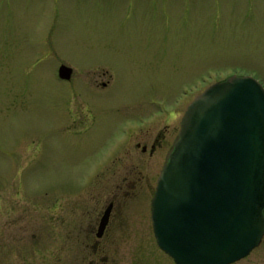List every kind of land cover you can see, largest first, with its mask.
<instances>
[{
  "label": "rangeland",
  "instance_id": "1",
  "mask_svg": "<svg viewBox=\"0 0 264 264\" xmlns=\"http://www.w3.org/2000/svg\"><path fill=\"white\" fill-rule=\"evenodd\" d=\"M231 76L264 88V0H0V264H87L112 201L108 264H174L150 216L163 159L125 140Z\"/></svg>",
  "mask_w": 264,
  "mask_h": 264
},
{
  "label": "water",
  "instance_id": "2",
  "mask_svg": "<svg viewBox=\"0 0 264 264\" xmlns=\"http://www.w3.org/2000/svg\"><path fill=\"white\" fill-rule=\"evenodd\" d=\"M72 69L60 66L69 81ZM111 205L97 230L101 238ZM157 247L174 264H233L264 235V88L231 76L197 96L150 202Z\"/></svg>",
  "mask_w": 264,
  "mask_h": 264
},
{
  "label": "flooded vegetation",
  "instance_id": "3",
  "mask_svg": "<svg viewBox=\"0 0 264 264\" xmlns=\"http://www.w3.org/2000/svg\"><path fill=\"white\" fill-rule=\"evenodd\" d=\"M73 75V73H72ZM71 75V78H72ZM102 77H105V73L101 75H96V78L94 79H87L84 82V87L86 88L85 90L91 94L94 97H97L100 95V93L104 90H106L109 86L108 81H104ZM68 81L69 83H72L73 81L71 80ZM83 107L80 108L81 113L83 112L84 117H85V110L87 113L91 112V106H93V102L90 100L84 101L83 102ZM85 110H84V109ZM186 112V105L184 102H181L178 106V109L176 111H172L168 114H166L164 117H162L160 120L156 121L154 124L156 126H162L156 133L151 135V132L154 131V129L151 127L147 129L145 132L139 131L138 133H131L128 138L125 141H129L130 138H132L135 134H137V141L135 143V149L136 151L140 152V155L144 157L143 160V165H146L147 167L152 166L156 163H154L152 160L156 158H160L163 162L161 165L162 167L165 164L166 157L168 153L170 152L174 142L177 139V136L180 131V124L181 120ZM74 113L71 112L69 113L70 117V122H69V131L74 130L71 128L74 126L76 120L74 119ZM174 122L175 126L171 128L170 123ZM154 125V126H155ZM150 132V133H149ZM146 133V134H145ZM119 147V146H118ZM116 148H114L115 150ZM109 151L108 156L112 154L114 151ZM117 152H120V149H118ZM124 154V153H123ZM147 156V157H146ZM121 159V157H119ZM131 166H133L132 163H130ZM146 182L147 179L144 180V178L141 177H136L133 181L132 184L136 186L135 184H140L142 182ZM128 182L127 180L123 181V184ZM117 190H121V185L118 186ZM116 198V197H115ZM111 205V211L108 219L107 226L105 227V230L103 232V235L101 238H97V230L99 227L100 220L107 209ZM102 212L101 216L96 218L94 221H91V223L88 226V233L89 236L84 247L86 248V254H87V264H108L106 261V238L108 232L110 231V227L114 223V226H118L117 223V218L118 216L116 215V206H115V201H112L108 204V206ZM71 208L69 206V214L71 212ZM117 228V227H116ZM94 237V238H92ZM156 242V241H155ZM159 249V248H158ZM160 250V249H159ZM161 251V250H160ZM162 252V251H161ZM162 254H164L162 252ZM165 255V254H164ZM165 257L169 258L167 255ZM170 259V258H169ZM173 262V261H172ZM114 264H120L117 260L114 259ZM233 264H264V235L259 243V246L252 250L250 254L245 257L244 259L235 262Z\"/></svg>",
  "mask_w": 264,
  "mask_h": 264
}]
</instances>
